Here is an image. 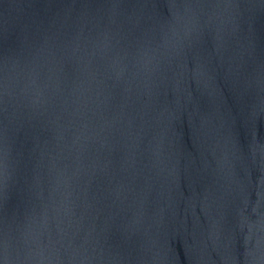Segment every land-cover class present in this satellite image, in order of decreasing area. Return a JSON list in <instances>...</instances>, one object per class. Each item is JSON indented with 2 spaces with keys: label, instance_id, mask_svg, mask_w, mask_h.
Here are the masks:
<instances>
[{
  "label": "water",
  "instance_id": "95a60500",
  "mask_svg": "<svg viewBox=\"0 0 264 264\" xmlns=\"http://www.w3.org/2000/svg\"><path fill=\"white\" fill-rule=\"evenodd\" d=\"M205 0H0V264H264V110Z\"/></svg>",
  "mask_w": 264,
  "mask_h": 264
}]
</instances>
